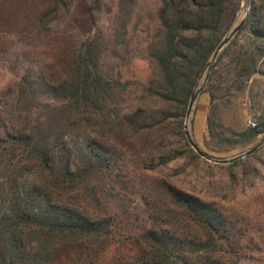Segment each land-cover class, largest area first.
<instances>
[{"label":"trees","instance_id":"1","mask_svg":"<svg viewBox=\"0 0 264 264\" xmlns=\"http://www.w3.org/2000/svg\"><path fill=\"white\" fill-rule=\"evenodd\" d=\"M157 2V26L146 32L142 49L154 74L142 85L147 97L138 98L139 104L133 82L108 63L132 53L137 0H117L112 32L105 36L95 24L74 55L60 62L57 80L27 71L7 88L14 101L11 108L0 105V264H98L114 246L122 218H129L128 210L115 209L116 196L109 193L126 166L128 139L143 151L137 152L149 171L187 157L210 168L245 167L252 156L209 164L183 131L200 73L239 24L247 0ZM89 3L90 12L99 11L102 0ZM263 9L264 0H250L242 27L201 76V93L209 98L204 143L211 153L264 134L263 115L255 127L235 132L225 128L217 105L219 91H244L254 76H264ZM243 33L251 44L232 50ZM146 98L158 107L148 106ZM141 193L145 216L136 243L108 264H242L215 254L233 226L214 202L164 180Z\"/></svg>","mask_w":264,"mask_h":264},{"label":"rangeland","instance_id":"2","mask_svg":"<svg viewBox=\"0 0 264 264\" xmlns=\"http://www.w3.org/2000/svg\"><path fill=\"white\" fill-rule=\"evenodd\" d=\"M116 4L117 0H102L100 10L90 12L89 0H0V105L7 104L11 108L14 92L7 94V88L27 71L39 73L50 81L57 80L61 75L60 62L74 55L95 24L105 36L110 34ZM249 7L250 2L245 11ZM157 10V0H137L132 22L138 37L131 39L129 46L132 53L123 62L108 59L109 64H114V72H120L122 80L133 82L134 104H139L138 98L147 97L142 92V85L154 74L152 64L143 58L142 49L145 48L146 32L153 34L156 29ZM244 15L241 13V17ZM261 19L264 20V9ZM248 44L251 40L243 33L232 50ZM226 66V62L221 64L222 77ZM203 87L189 119V132L199 149L213 158L229 159L258 143L259 147L247 156L252 155L246 160L245 167L210 168L187 157L149 171L140 162L142 153L138 152L143 151L135 149L134 142L128 139L125 145L126 166L119 179L112 183L109 193L116 196L113 200L115 209L118 212L128 210L129 214H126L129 218H122V223L116 228L118 235L114 246L99 259L98 264H108L136 243L134 237L141 226L140 220L145 216L140 211L145 208L141 192L154 180L170 182L177 189L212 201L221 208L233 227L228 233V242L219 240L222 243L215 252L218 258L242 264H264V134L242 147L230 149L219 145L217 147L228 151L209 152L204 143L209 98L206 93H201ZM217 94L220 96L217 105L222 123L228 130L240 132L250 128L248 120L256 124L259 115L264 116L262 75L254 76L253 82L250 81L244 91L226 92L223 89ZM144 100L153 109L158 107L155 99ZM130 137L124 136L126 140ZM226 243L232 245V251ZM230 251L236 253L232 256Z\"/></svg>","mask_w":264,"mask_h":264},{"label":"water","instance_id":"3","mask_svg":"<svg viewBox=\"0 0 264 264\" xmlns=\"http://www.w3.org/2000/svg\"><path fill=\"white\" fill-rule=\"evenodd\" d=\"M247 2L249 3L250 0H247ZM247 16V11L245 13V15L241 18L239 24L222 40V42L218 45V47L216 48L214 54H213V57L211 59V61L206 65L205 69L200 73V76L197 80V85H196V88L193 90L192 94H191V97H190V101H189V104H188V108H187V112H186V115H185V121H184V136L188 142V144L190 145V147L193 149V151L202 159L208 161V162H211L213 164H230L238 159H242V158H245L247 157L248 155L252 154L258 147H259V143L257 145H255L253 148L237 155V156H234V157H231L229 159H218V158H213V157H210L208 156L207 154H205L204 152H202L199 147L195 144V142L192 140L191 138V135H190V132H189V119H190V114H191V111H192V108L194 106V103L196 101V98L199 94V92L201 91L202 87L204 86L205 84V80L200 83V79H201V76L202 74L204 73V71L206 72V76L209 74V70H210V67L213 63V61L215 60L217 54L229 43V41L237 34V32L240 30V28L242 27L244 21H245V18Z\"/></svg>","mask_w":264,"mask_h":264},{"label":"built area","instance_id":"4","mask_svg":"<svg viewBox=\"0 0 264 264\" xmlns=\"http://www.w3.org/2000/svg\"><path fill=\"white\" fill-rule=\"evenodd\" d=\"M255 123L254 122H252L251 120H248L247 121V126H249V127H255Z\"/></svg>","mask_w":264,"mask_h":264}]
</instances>
